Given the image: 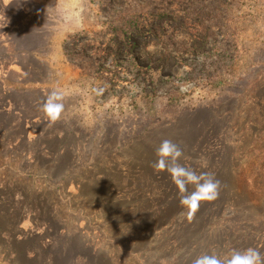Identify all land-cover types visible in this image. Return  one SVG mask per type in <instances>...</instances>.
Returning <instances> with one entry per match:
<instances>
[{
	"label": "rangeland",
	"instance_id": "1",
	"mask_svg": "<svg viewBox=\"0 0 264 264\" xmlns=\"http://www.w3.org/2000/svg\"><path fill=\"white\" fill-rule=\"evenodd\" d=\"M4 90L37 101L44 144L66 150L43 153L36 128L21 144L0 130V264L264 253V0H0ZM53 90L58 120L43 110ZM165 139L196 173L192 200L197 174L226 153L233 188L204 221L182 204L164 216L177 186L151 167Z\"/></svg>",
	"mask_w": 264,
	"mask_h": 264
},
{
	"label": "trees",
	"instance_id": "2",
	"mask_svg": "<svg viewBox=\"0 0 264 264\" xmlns=\"http://www.w3.org/2000/svg\"><path fill=\"white\" fill-rule=\"evenodd\" d=\"M31 25L33 24H29V25L27 24L25 26L14 29L16 33L14 34L13 37H11V43L13 46H16L19 44V40L22 37H25L24 36L25 33L30 31L32 27ZM14 93L16 92L11 91V90L0 91V130L4 128L11 129V130H18L19 136L22 138V140H20V144H21V143H27L29 141L30 130L36 128L39 133L37 135V138H39V141L42 142L44 145L42 148L43 153H45L46 155L57 156V154H60L62 150H66V148H63L57 152H54L51 150L50 147H47L48 145L44 144V141L48 139L49 137L48 135L45 134L43 127L41 126H40L41 128L39 127V124L40 123L45 124L47 122V119L44 116L42 118L41 117L38 118L37 115H30V110L33 107H37V101L32 100V103H31L32 105H31L27 102V100L29 99H26V97L22 95L24 92L19 95L21 99L19 98V96H17ZM212 112L213 110H211L210 107L209 108H199L194 112V115L200 118L201 116L205 114L203 116V120H204V117L206 118L207 116H210ZM35 118L38 119L37 122L35 121ZM201 119H198L199 124H201L202 122L200 121ZM263 150L264 149H261V151ZM225 156H226V153L223 152L217 158V160H215L216 165L212 163L213 165L212 167H210V169H208V166H209L208 165L207 170L205 172V173L211 174L212 176H214L216 180L219 181V195L215 200H212V201H207V200L199 201L198 207L193 212L195 214L194 216L195 221L191 222V225L195 224V222L196 223L200 222L202 219L204 221V218L207 217V212H208L209 207L216 208V207H219V204H223L226 201L229 192L233 188V183H234V179L236 178V175H235V172L231 169L228 159H226ZM171 166L172 165L169 164V167ZM142 168L144 171V167ZM151 170L152 172L156 173L159 179L167 178V177L170 179H173V176L164 167H161L159 170H157L153 164L151 167ZM205 173H202L200 175L197 174V176L195 177V183L197 185L202 183L207 178L206 176L203 175ZM180 175H181L180 173H177V176H180ZM180 182H181L180 179H176L174 181L175 185L177 186V194L173 195V197L169 200L167 209L164 212V216H169L170 214L174 212L175 209L177 210V208H179V206L181 205L180 200H181V197L184 196V193H187L188 196H192L190 195L191 191H193L195 188H193L192 185H190V187H185V185L190 183L189 177L187 178V181L183 183V185H182V182L181 183ZM229 196H231V193ZM196 200L197 199L192 200V202ZM21 257H23V261L25 262L26 261L35 262L30 259L31 257L29 256L28 252L21 254Z\"/></svg>",
	"mask_w": 264,
	"mask_h": 264
},
{
	"label": "clouds",
	"instance_id": "3",
	"mask_svg": "<svg viewBox=\"0 0 264 264\" xmlns=\"http://www.w3.org/2000/svg\"><path fill=\"white\" fill-rule=\"evenodd\" d=\"M62 94L57 90H53L47 101L43 105V110L46 115L52 120L60 118L63 105L53 103V98H61ZM157 160L154 161V167L159 170L161 167L166 168L173 176L174 181L180 179L181 182H186L189 176L196 175L192 170L180 164V158L183 155L182 149L172 140L165 139L156 149ZM163 162V163H161ZM170 162H175L174 167H169ZM180 173V176H177ZM207 178L199 184L197 192L194 193L199 199L193 205L191 196H182L180 203L186 206L189 210V215L198 207L200 200L212 201L219 195V181L211 174H203ZM192 264H264V253L256 248H248L244 251H233L230 258L224 259L216 254H204L192 261Z\"/></svg>",
	"mask_w": 264,
	"mask_h": 264
},
{
	"label": "snow or ice",
	"instance_id": "4",
	"mask_svg": "<svg viewBox=\"0 0 264 264\" xmlns=\"http://www.w3.org/2000/svg\"><path fill=\"white\" fill-rule=\"evenodd\" d=\"M193 205H195V201H193Z\"/></svg>",
	"mask_w": 264,
	"mask_h": 264
}]
</instances>
